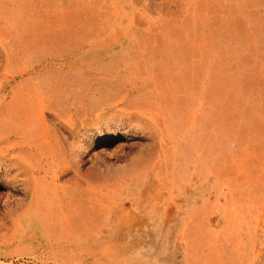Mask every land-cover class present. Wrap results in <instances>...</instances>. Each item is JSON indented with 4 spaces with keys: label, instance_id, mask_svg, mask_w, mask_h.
<instances>
[{
    "label": "rangeland",
    "instance_id": "374dc122",
    "mask_svg": "<svg viewBox=\"0 0 264 264\" xmlns=\"http://www.w3.org/2000/svg\"><path fill=\"white\" fill-rule=\"evenodd\" d=\"M0 264H264V0H0Z\"/></svg>",
    "mask_w": 264,
    "mask_h": 264
},
{
    "label": "bare ground",
    "instance_id": "6f19581e",
    "mask_svg": "<svg viewBox=\"0 0 264 264\" xmlns=\"http://www.w3.org/2000/svg\"><path fill=\"white\" fill-rule=\"evenodd\" d=\"M38 201V200H37Z\"/></svg>",
    "mask_w": 264,
    "mask_h": 264
}]
</instances>
